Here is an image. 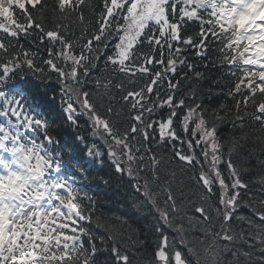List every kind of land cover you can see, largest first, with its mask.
<instances>
[{
	"label": "snow or ice",
	"instance_id": "snow-or-ice-1",
	"mask_svg": "<svg viewBox=\"0 0 264 264\" xmlns=\"http://www.w3.org/2000/svg\"><path fill=\"white\" fill-rule=\"evenodd\" d=\"M246 176L264 190V0H0V264H264Z\"/></svg>",
	"mask_w": 264,
	"mask_h": 264
},
{
	"label": "trees",
	"instance_id": "trees-1",
	"mask_svg": "<svg viewBox=\"0 0 264 264\" xmlns=\"http://www.w3.org/2000/svg\"><path fill=\"white\" fill-rule=\"evenodd\" d=\"M188 59H189L190 63H195L197 65V69L198 70H201V71L203 70L202 67H200L198 59L196 57H194L191 54H189ZM184 73H185V69L181 70L178 73V75L176 77H174V78H176V80L179 79V81L181 82L180 83L181 93L184 94V95H187L188 92H189L190 87L193 86L194 81H193V78H192V73H190V72H188L189 79L188 80L183 79L182 77L184 76ZM196 86L199 87L201 92L203 93V103L206 106H208L210 108H216L220 104H225L227 106L231 105L232 101L226 95L213 96L211 99H208L207 98V87H208V84H207L206 81H202L200 85H196ZM213 87H215V85H213ZM246 181H248L249 184H250L249 191L254 193L255 198H260V196H258L259 195L258 192L262 190L261 187L259 185L253 184L251 182V179L246 180ZM108 195L110 196L111 193H109ZM124 204H125V202L123 200H120L119 202H116L114 200H110V199L107 198V201L103 202V206L105 208H102L101 210H98V211L96 209V211H97L98 214L99 213H104L106 216L107 215H111V216L115 217V216H118L120 213L127 211V209L125 208ZM109 210H111V212ZM244 216H246V215H244ZM235 227L239 231V229L241 227H246V226L242 225L240 222H237Z\"/></svg>",
	"mask_w": 264,
	"mask_h": 264
}]
</instances>
